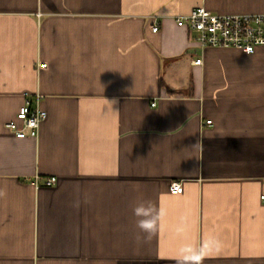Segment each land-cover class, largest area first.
Returning a JSON list of instances; mask_svg holds the SVG:
<instances>
[{
  "label": "crops",
  "instance_id": "1",
  "mask_svg": "<svg viewBox=\"0 0 264 264\" xmlns=\"http://www.w3.org/2000/svg\"><path fill=\"white\" fill-rule=\"evenodd\" d=\"M201 6L264 13V0H0V264H176L211 235L222 247L204 264H264V45H201L175 21ZM38 95L39 136L18 138L6 124ZM141 200L166 212L147 242Z\"/></svg>",
  "mask_w": 264,
  "mask_h": 264
},
{
  "label": "built area",
  "instance_id": "2",
  "mask_svg": "<svg viewBox=\"0 0 264 264\" xmlns=\"http://www.w3.org/2000/svg\"><path fill=\"white\" fill-rule=\"evenodd\" d=\"M175 21L179 26L187 27L195 35V40L203 46L237 48L251 54L264 45V13L219 14L201 6L188 14L176 16ZM158 30L159 26L154 25L153 31ZM194 63L200 64L201 59L195 60ZM40 102L39 95L34 101L25 99L16 119L6 124L16 137L39 136L41 124L48 116ZM207 123H211V120H207ZM56 181L57 178L52 176L47 179V184H55ZM170 189L172 193L178 194L183 191V185L174 180ZM261 197L264 200V194Z\"/></svg>",
  "mask_w": 264,
  "mask_h": 264
},
{
  "label": "clouds",
  "instance_id": "3",
  "mask_svg": "<svg viewBox=\"0 0 264 264\" xmlns=\"http://www.w3.org/2000/svg\"><path fill=\"white\" fill-rule=\"evenodd\" d=\"M113 103V102H112ZM5 193L0 190V196ZM75 206H79L77 202ZM136 218L135 225L138 229L137 240L150 241L158 234L161 222L166 215L165 209L154 204L152 201L141 200L132 209ZM183 220L176 227V233H183ZM222 241L215 235L206 237L199 243L185 242L176 251L173 259L176 264H204L208 254L212 251H219Z\"/></svg>",
  "mask_w": 264,
  "mask_h": 264
}]
</instances>
